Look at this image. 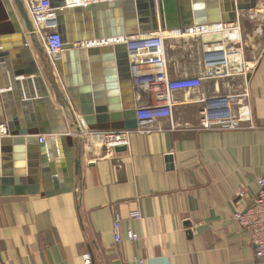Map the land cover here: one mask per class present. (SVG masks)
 <instances>
[{
	"label": "crops",
	"instance_id": "crops-1",
	"mask_svg": "<svg viewBox=\"0 0 264 264\" xmlns=\"http://www.w3.org/2000/svg\"><path fill=\"white\" fill-rule=\"evenodd\" d=\"M262 2L257 1L256 10L238 13L236 23L212 27L209 36L196 29L165 32L174 36L165 39L172 77L204 76L197 92L175 96L187 102L174 107L173 125L158 120L148 134L130 132L126 150L119 153L104 148L97 153L96 146L94 150L77 140L83 148L81 172L71 193L0 196V264H84L87 254L89 264H264L255 261L247 231L233 219L254 199L256 180L264 177ZM212 43L228 46L226 65L209 66L205 55L212 52L203 53V47ZM37 65L58 109L55 121L75 135L61 79L42 61ZM239 67L248 70L241 74L235 71ZM210 72L212 77H206ZM114 75L118 92L119 75ZM40 87L26 84L18 94L0 97L1 125L9 115L22 129L32 123L52 126L48 108L37 100ZM130 90L136 102L131 81ZM244 93L250 123L230 131L199 127L204 102ZM25 94L36 98L22 109L17 102ZM10 147L14 152L17 145ZM22 147L27 151L25 144ZM41 152L37 147L36 153ZM137 212L140 218L130 217ZM116 217L120 243L113 233ZM129 230L136 241H128Z\"/></svg>",
	"mask_w": 264,
	"mask_h": 264
},
{
	"label": "water",
	"instance_id": "water-1",
	"mask_svg": "<svg viewBox=\"0 0 264 264\" xmlns=\"http://www.w3.org/2000/svg\"><path fill=\"white\" fill-rule=\"evenodd\" d=\"M257 1L128 0L67 7L66 0H50L63 46L59 56L49 60L23 0H0V82L3 81L0 90L9 89L5 93L1 91L0 97L6 99L11 92L18 94L17 90L26 84H40L37 100L45 103L53 122L52 126L26 124L27 128L22 129L15 117L7 116L6 124L2 125L5 133L0 136V196L53 197L73 192L75 178L80 176L83 152L77 141L82 139L73 107L91 131H135L138 121L130 90L127 39L179 28L234 24L238 13L256 10ZM5 34H12L13 38L4 40ZM10 45L13 50L9 49ZM34 55L61 79L71 103L74 120L71 127L75 128V135L68 133L66 125L59 126L55 121L58 109ZM221 55L206 54V61L211 63L220 58L222 62ZM114 72L119 75L118 92ZM32 98L25 94L17 104L25 109ZM3 122L0 116V125ZM41 136L49 138H42L44 142H41ZM13 142L17 145L14 152L10 147ZM24 144L27 151L23 150ZM37 147L42 151L40 156ZM44 149L47 155L43 154ZM125 150V146H120L114 152Z\"/></svg>",
	"mask_w": 264,
	"mask_h": 264
},
{
	"label": "built area",
	"instance_id": "built-area-1",
	"mask_svg": "<svg viewBox=\"0 0 264 264\" xmlns=\"http://www.w3.org/2000/svg\"><path fill=\"white\" fill-rule=\"evenodd\" d=\"M116 1L128 0H79L78 7L87 5H98L100 3H115ZM27 14L34 20L39 19L41 15H55L53 8L50 7V0H23ZM264 12V0L259 6ZM32 21V20H31ZM264 27V22H261ZM33 24L36 35L44 46L46 56L53 60L62 51V42L56 25L49 27H39ZM166 37L161 33L148 34L144 36H133L125 41L128 58L129 74L131 76V86L134 90L136 100L135 118L138 121V127L135 131L141 134H148L155 129V122L158 120H168L171 125L174 124V107L187 101H178L175 96L197 92L200 89L204 76H181L173 78L169 72V66L166 50ZM214 44V43H213ZM221 53V51L216 52ZM222 62L220 58L213 60L214 65H226L227 59L224 53ZM211 68V67H210ZM247 68H236L238 73L247 72ZM208 73L206 77H212ZM246 93L242 95H229L225 97L216 96L209 102H204L205 106L199 113V127L203 130H236L240 129L245 123L251 122L250 106L246 102ZM135 131H91L87 127L80 131L79 135L84 139H91L92 142L103 146L106 151H114L120 146L127 147L129 143V133ZM5 133L4 126L0 125V136ZM44 142L42 138L39 139ZM102 147V148H103ZM258 190L254 199L243 210L234 213L233 219L239 227L245 229L248 233L249 242L254 247L255 261H264V177L257 180ZM242 193V192H241ZM241 196H243L241 194ZM133 219L140 218L139 213H133ZM120 220L118 217L113 221V233L116 243L122 241L119 233ZM128 241H136V235L128 231ZM84 264L90 263V256H83ZM139 264L141 261L138 260Z\"/></svg>",
	"mask_w": 264,
	"mask_h": 264
},
{
	"label": "bare ground",
	"instance_id": "bare-ground-1",
	"mask_svg": "<svg viewBox=\"0 0 264 264\" xmlns=\"http://www.w3.org/2000/svg\"><path fill=\"white\" fill-rule=\"evenodd\" d=\"M78 3H79V0H66V4H67V7H78ZM30 17V16H29ZM30 19L32 20V22L34 23V24H37V26H38V28L41 26V27H43L44 26V24H45V22H47V21H50L51 22V26H53L54 24H55V15H53V13L52 14H44V15H41L40 17H39V19H36V20H34L33 18H31L30 17ZM50 24V23H49ZM48 26V25H47ZM50 26V25H49ZM230 26H232V25H230ZM212 27H214V26H211V28L210 27H208V28H204V29H202V28H197V27H195V28H179L178 30H171V31H179V30H186V29H196L197 31L198 30H200L201 32H202V35H206V36H209V35H211L212 33H214L213 31H214V28L212 29ZM216 28H218V27H216ZM209 29V30H208ZM228 29V28H227ZM197 31H195V33H191L190 35H195L196 33H197ZM206 31V32H205ZM165 32H170V31H164V33H161V35L164 37H166V38H174V36L172 35H167V33H165ZM205 33V34H204ZM230 33H232V38L233 39H236L235 38V35L237 34V32H235V31H230ZM203 40H205L204 38H203ZM218 50H220V51H222L221 53H224V55L226 56V59H227V63L230 61L228 58L230 57V56H228V46H225V45H217V44H211V45H204V47H203V53L206 51V52H212V53H214V51H217V52H219ZM219 70V69H218ZM77 119H78V123H79V125H80V131H84V128L86 127L85 126V124L84 123H82V121H81V119L79 118V117H77ZM82 125H84V127L82 126ZM96 149H98V148H96Z\"/></svg>",
	"mask_w": 264,
	"mask_h": 264
},
{
	"label": "rangeland",
	"instance_id": "rangeland-1",
	"mask_svg": "<svg viewBox=\"0 0 264 264\" xmlns=\"http://www.w3.org/2000/svg\"><path fill=\"white\" fill-rule=\"evenodd\" d=\"M50 23V24H49ZM48 25V26H47ZM49 25L51 26V22L50 21H47V22H45V24H44V26L43 27H49ZM235 38H238V35L236 34V37ZM51 72H53V70L51 71ZM54 84H55V82H53ZM60 88V87H59ZM52 90H53V88H52ZM77 118V117H76ZM71 125L73 124V122H74V120H72V118H71ZM73 130H74V133H76V131H75V128L72 126L71 127ZM79 133H80V130H79ZM80 139H82V141H81V145H85L86 144V146L87 147H90V146H92L91 148H93V146H94V150H95V146H96V148H98V149H96V152L98 151L99 152V149H103L104 147L103 146H100L98 143H96V142H92L91 141V139H84L82 136H81V138ZM103 147V148H102ZM97 152V153H98Z\"/></svg>",
	"mask_w": 264,
	"mask_h": 264
}]
</instances>
